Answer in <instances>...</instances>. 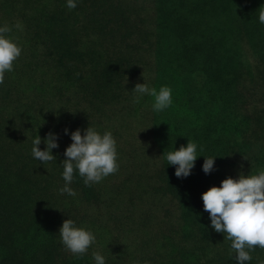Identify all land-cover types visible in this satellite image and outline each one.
<instances>
[{
    "label": "trees",
    "instance_id": "obj_1",
    "mask_svg": "<svg viewBox=\"0 0 264 264\" xmlns=\"http://www.w3.org/2000/svg\"><path fill=\"white\" fill-rule=\"evenodd\" d=\"M75 2L0 0L21 47L0 84V264H238L202 194L264 170V0ZM137 83L170 87L171 105L154 111ZM88 127L112 133L118 170L90 185L76 170L61 194L71 133ZM49 133L43 163L33 140L45 150ZM188 140L198 157L178 178L163 154ZM69 218L95 235L82 256L62 243ZM250 255L264 264V248Z\"/></svg>",
    "mask_w": 264,
    "mask_h": 264
},
{
    "label": "clouds",
    "instance_id": "obj_2",
    "mask_svg": "<svg viewBox=\"0 0 264 264\" xmlns=\"http://www.w3.org/2000/svg\"><path fill=\"white\" fill-rule=\"evenodd\" d=\"M75 0H67V7L74 9ZM259 21L264 24V9L259 12ZM21 28L20 24L15 26ZM12 28L8 25L0 27V84H3L5 73L13 70V64L21 54V47L15 38L8 35ZM137 94H147L155 98L154 111H162L172 103V90L162 86L157 92L145 83H137L133 89ZM140 95L135 98L139 102ZM68 130L65 129L67 134ZM58 137L49 133L44 139L45 150H41V137L33 140L32 155L35 159L47 163L56 159L52 149L59 145ZM72 143L65 150L66 159L63 160L64 187L61 194L67 193L75 196L76 192L69 186L78 170L84 177L85 185L98 183L103 178L118 170L116 141L110 131L102 135L94 128L88 127L85 134L77 129L71 133ZM169 165H176L175 175L178 178L190 175L195 165L197 144L188 140L186 146L178 150L164 153ZM246 159V158H245ZM215 157H205L203 171L209 173L214 168ZM204 210L209 213L211 227L219 233H226L230 240L231 248L236 253L238 264L250 261V252L256 247L264 248V170L259 174L245 176L243 173L238 179L231 177L224 179L219 187L212 186L202 194ZM62 243L74 255L82 256L95 241V235L83 227L75 226L72 219H66L59 230ZM96 264H105L104 257L93 253Z\"/></svg>",
    "mask_w": 264,
    "mask_h": 264
}]
</instances>
